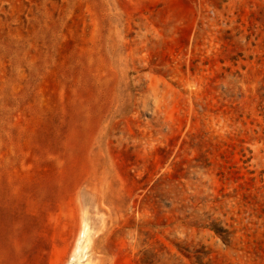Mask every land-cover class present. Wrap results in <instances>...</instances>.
Wrapping results in <instances>:
<instances>
[{"label": "rangeland", "instance_id": "1", "mask_svg": "<svg viewBox=\"0 0 264 264\" xmlns=\"http://www.w3.org/2000/svg\"><path fill=\"white\" fill-rule=\"evenodd\" d=\"M0 264H264V0H0Z\"/></svg>", "mask_w": 264, "mask_h": 264}]
</instances>
